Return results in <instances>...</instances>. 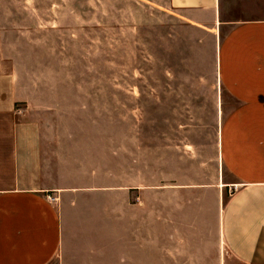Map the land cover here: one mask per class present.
I'll list each match as a JSON object with an SVG mask.
<instances>
[{"label": "crops", "instance_id": "0c3cea01", "mask_svg": "<svg viewBox=\"0 0 264 264\" xmlns=\"http://www.w3.org/2000/svg\"><path fill=\"white\" fill-rule=\"evenodd\" d=\"M233 2L161 4L186 24L229 28L216 55L219 158L238 183L226 202L224 182L195 172L162 166L154 180L136 135L99 130L90 110L120 86L35 81V63L12 54L22 31L0 14V264H231L225 250L264 264V17L222 18L264 12V0Z\"/></svg>", "mask_w": 264, "mask_h": 264}, {"label": "rangeland", "instance_id": "374dc122", "mask_svg": "<svg viewBox=\"0 0 264 264\" xmlns=\"http://www.w3.org/2000/svg\"><path fill=\"white\" fill-rule=\"evenodd\" d=\"M239 3L240 0H237ZM165 0H0L10 30H21L12 54L25 55L40 83L118 85L91 111L99 130L136 135L138 160L151 162L154 180L179 168L204 184L224 182L223 200L238 183L223 169L218 136L224 93L216 55L225 27L186 24ZM230 8H241V4ZM264 17L229 10L225 20ZM27 76V74H26ZM117 95L114 97L111 95ZM128 140H122L125 142ZM228 263L236 264L225 250Z\"/></svg>", "mask_w": 264, "mask_h": 264}, {"label": "built area", "instance_id": "2783aa9c", "mask_svg": "<svg viewBox=\"0 0 264 264\" xmlns=\"http://www.w3.org/2000/svg\"><path fill=\"white\" fill-rule=\"evenodd\" d=\"M238 189V187H235V191ZM50 199H52V200H55V198H50Z\"/></svg>", "mask_w": 264, "mask_h": 264}]
</instances>
